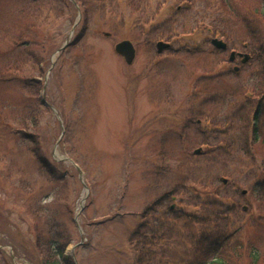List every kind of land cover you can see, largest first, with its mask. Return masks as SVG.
I'll return each mask as SVG.
<instances>
[{
	"label": "rangeland",
	"instance_id": "374dc122",
	"mask_svg": "<svg viewBox=\"0 0 264 264\" xmlns=\"http://www.w3.org/2000/svg\"><path fill=\"white\" fill-rule=\"evenodd\" d=\"M262 5L264 0H0V264H31L26 246L18 244L34 213L46 209L74 236L68 255L83 240L81 264H133L130 234L184 174L169 171L167 154L184 163L196 149L203 154L189 163L190 171L198 176L203 170L207 191L234 210L226 233L237 230L244 246L251 241L264 249V198L251 191L253 180L244 174L245 165L264 161V114L254 140V121L244 112L247 93L250 106L264 111V76L255 63L228 62L230 51L258 47L252 38L262 33L250 36L246 23L264 31V18H255ZM216 27L226 36L215 35ZM212 37L227 50H215ZM123 40L136 48L130 66L114 51ZM158 41L170 49L157 54ZM234 65L241 67L238 73ZM34 80L41 85L37 92ZM222 95L237 101L227 104ZM42 98L55 112L42 106ZM19 131L39 134L48 161L64 164L63 181L45 175L33 144ZM188 183L189 204L181 202L182 193L174 201L187 219L174 225L178 234L154 247L164 250L154 264L177 262L188 229L197 235L217 231L215 222H200L197 198L205 197L204 188ZM174 241L179 244L169 245Z\"/></svg>",
	"mask_w": 264,
	"mask_h": 264
},
{
	"label": "trees",
	"instance_id": "16d2710c",
	"mask_svg": "<svg viewBox=\"0 0 264 264\" xmlns=\"http://www.w3.org/2000/svg\"><path fill=\"white\" fill-rule=\"evenodd\" d=\"M263 6L264 5L261 6L259 13H257L258 17L255 18H264ZM256 21L259 23V19ZM246 28L248 29L250 36H253L250 32L255 35H259L260 32L262 33V37L257 38L254 36L252 38L253 42H257L258 47H250L251 49L247 50V52L252 55L249 64L255 63L257 65L256 68L260 71V76L263 77L264 31L260 30L257 24L254 26L251 25L249 21L246 23ZM255 28H258L259 31H252ZM218 30L220 31L219 33L216 32ZM225 34V31L218 29V27L215 28V35L225 37ZM34 82L36 83V87H33V91L37 92L41 88V85L39 84V81L34 80ZM244 97L247 99H245L247 106H244V112L246 115H250L254 121L253 139L255 140L258 138L259 133L257 126L258 120L259 117L264 114V111L260 104H257L254 108L250 106V101L248 100L250 99L249 93L244 94ZM215 98L220 100L219 92H216ZM221 98L223 101H226L228 97L222 95ZM236 101L237 97H232L229 98L226 103L233 104ZM246 108H251L250 113L247 114ZM19 133L23 140L29 141L33 144L32 154L34 155L35 160L40 164L41 168L44 169L45 175H47L52 182L63 181L67 173L64 172L62 174L59 168L64 167V164L61 162L50 163L48 161L41 149L43 145H41L36 137V135L39 134L31 132L21 133V131H19ZM248 146H246L241 152L249 150ZM247 153H249V151H247ZM193 160H195L194 155L193 157L188 156L183 163L175 156L173 157L167 154V161L171 168L169 171L179 169L180 172L184 174L180 176L181 182L179 187H172L173 189L171 188L168 193H164L161 199H157L149 205L142 215L141 223L130 234L129 243L135 254L133 264H154L153 260H155V255H162L164 253V250L161 248L156 251V249L154 250V247L160 245L161 242H165V239L169 240V238H173L174 234L179 233L174 225L180 220L184 221L187 219V216L184 213H181L182 211L184 212V208L171 209L170 206H164V202L169 200L173 202L172 198L178 197V195L182 193L183 196L186 195V197H180L182 200L181 202L183 204H189L187 195L190 186L188 185V182L196 183L204 188L201 193L205 197L201 199L197 198L199 206H201V210L203 211V219L200 222L204 224L207 222L206 225L215 222L218 224L216 226L217 231H212V229L209 231L203 230L200 235H197L198 233H193L191 229H188L186 232L187 235L182 242L184 247H177V249L180 250L177 262L170 260V264H264V249L261 246L251 243V241H248L247 245L244 246V243L242 244L235 236L237 230L234 233H226L227 229L231 228L233 225V222L229 218L234 210L226 205L225 199L219 197V193H211L207 191V187H210L211 185L201 177L205 174L203 170L198 173V176H194L196 171L192 173L190 171L191 167L189 166V163ZM213 161L214 160L211 159V163ZM244 169V174L247 176L245 179L247 180L249 178L253 180L251 191L264 198V161L253 163L250 167L245 165ZM9 182L11 184L15 181L10 178ZM207 195H210V197ZM3 207L4 203L0 201V211ZM157 215L159 218H156ZM43 219L45 220L43 221ZM151 221L154 222L155 227L150 224ZM6 222L7 220H5V223ZM21 237L18 245L26 246V256L31 264H76L72 256L66 254L67 248L74 243V236L69 233L64 225L58 223L56 216L50 212V209L40 211L39 215L37 210L36 213H34L31 223H28L27 231L24 232ZM178 244L179 243L174 241L170 242L169 245L177 246ZM77 250L78 249L75 250V255L78 261L77 263L81 264L80 259L77 257Z\"/></svg>",
	"mask_w": 264,
	"mask_h": 264
},
{
	"label": "water",
	"instance_id": "95a60500",
	"mask_svg": "<svg viewBox=\"0 0 264 264\" xmlns=\"http://www.w3.org/2000/svg\"><path fill=\"white\" fill-rule=\"evenodd\" d=\"M67 43H68V41L66 42V44ZM211 45L213 47H215L216 49H218V50H225L226 47H227L225 42H223L222 40L217 39V38H214V39L211 40ZM168 47H169V44H167V43H164V42H161V41L157 43L158 53H161L164 49H167ZM63 48L64 47L59 49V51L62 50ZM114 50H115V52L118 55H120V56H122L124 58V60H125V62L127 64L130 65V64L133 63V61L135 59V48H134L133 44L130 41L123 40L121 42H118L115 45ZM240 56H242V55L240 54ZM234 58H235V53L232 52L230 54L229 60L233 61ZM249 59H250V55L245 54L243 59H242V63H246ZM234 70L238 71V68L235 67ZM194 153L195 154H199L200 153V149L196 150ZM221 180H222L223 183H226V180L224 178H222Z\"/></svg>",
	"mask_w": 264,
	"mask_h": 264
}]
</instances>
